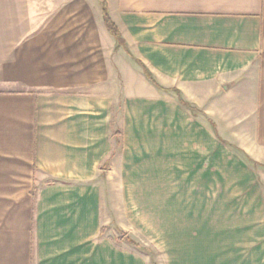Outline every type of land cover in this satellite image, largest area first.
I'll use <instances>...</instances> for the list:
<instances>
[{"label":"crops","instance_id":"crops-1","mask_svg":"<svg viewBox=\"0 0 264 264\" xmlns=\"http://www.w3.org/2000/svg\"><path fill=\"white\" fill-rule=\"evenodd\" d=\"M105 2L119 42L99 0H0V264H149L108 224L117 183L264 166V0Z\"/></svg>","mask_w":264,"mask_h":264},{"label":"rangeland","instance_id":"rangeland-1","mask_svg":"<svg viewBox=\"0 0 264 264\" xmlns=\"http://www.w3.org/2000/svg\"><path fill=\"white\" fill-rule=\"evenodd\" d=\"M94 1L99 6L86 0ZM149 170L148 182L117 183V197L109 200L108 224L119 244L149 264L237 248L246 254L253 240L262 241L264 255V166L246 160L240 181L231 183L164 182L156 166Z\"/></svg>","mask_w":264,"mask_h":264},{"label":"trees","instance_id":"trees-1","mask_svg":"<svg viewBox=\"0 0 264 264\" xmlns=\"http://www.w3.org/2000/svg\"><path fill=\"white\" fill-rule=\"evenodd\" d=\"M99 2L101 4L102 17H103L104 23H105L107 29L109 30V32L112 34V36L117 40V42H119L120 36H119V34L115 28V25L113 24V22L111 21V19L108 16L106 2H105V0H99Z\"/></svg>","mask_w":264,"mask_h":264}]
</instances>
